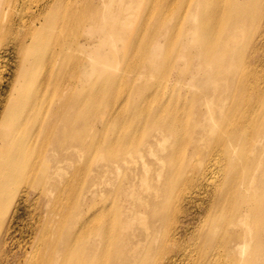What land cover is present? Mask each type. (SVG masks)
Masks as SVG:
<instances>
[{"label": "bare ground", "instance_id": "6f19581e", "mask_svg": "<svg viewBox=\"0 0 264 264\" xmlns=\"http://www.w3.org/2000/svg\"><path fill=\"white\" fill-rule=\"evenodd\" d=\"M3 37L0 264H264V0H0Z\"/></svg>", "mask_w": 264, "mask_h": 264}, {"label": "rangeland", "instance_id": "374dc122", "mask_svg": "<svg viewBox=\"0 0 264 264\" xmlns=\"http://www.w3.org/2000/svg\"><path fill=\"white\" fill-rule=\"evenodd\" d=\"M182 4V7H183V5H184V3H181ZM259 31V29H257V28H254V29H252V31L250 32V33H254V32H258ZM257 38H250L248 41H247V43H248V54H250L252 51H253V47H259L260 46V42H259V40H256ZM10 41V38H8V37H3V38H0V48H3L6 44H8V42ZM260 51H261V55H262V58H263V62H264V47L263 48H260ZM263 52V53H262ZM39 53H37V55H38ZM45 61V59H43V62ZM5 64V65H4ZM68 65H70V64H68ZM67 65V66H68ZM64 66H66V65H64ZM8 68H9V66H8V62L6 61V60H3V61H1L0 62V74H2V75H8L9 73H7V72H9L8 71ZM14 73V72H13ZM12 75H14V74H12ZM258 79L261 81V79L262 80H264V78H263V76H261V79H260V77H258ZM195 222H197V221H195ZM21 227V226H20ZM20 227H18V229H17V234H16V238L21 242V243H24L25 244V240H29V238L27 237V234H24V241H22L23 239H22V236H21V228ZM13 251V255H15V256H17L16 258H14V259H16L17 260V258H18V256H21L20 254H22L23 252L22 251H14V250H12ZM11 254V253H10ZM11 256V255H10Z\"/></svg>", "mask_w": 264, "mask_h": 264}]
</instances>
